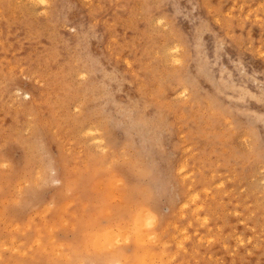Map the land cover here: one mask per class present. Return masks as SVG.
<instances>
[{"label": "rangeland", "instance_id": "374dc122", "mask_svg": "<svg viewBox=\"0 0 264 264\" xmlns=\"http://www.w3.org/2000/svg\"><path fill=\"white\" fill-rule=\"evenodd\" d=\"M34 1L0 0V264H264V0ZM131 169L164 213L139 233Z\"/></svg>", "mask_w": 264, "mask_h": 264}, {"label": "bare ground", "instance_id": "6f19581e", "mask_svg": "<svg viewBox=\"0 0 264 264\" xmlns=\"http://www.w3.org/2000/svg\"><path fill=\"white\" fill-rule=\"evenodd\" d=\"M27 1V0H26ZM29 2H30V0H28ZM34 1V0H33ZM58 1V0H57ZM56 1V2H57ZM31 2H32V0H31ZM35 2V1H34ZM38 2H40V3H37ZM35 3H36V5H40V4H42V6H44L45 8H46V10L51 6V0H37ZM58 3V2H57ZM30 4H32V3H30ZM33 5H34V3H33ZM16 6V5H15ZM55 7H57V5L55 6ZM58 7H59V5H58ZM49 11V10H48ZM55 12V11H54ZM57 14V13H56ZM47 15H49V13L47 14ZM55 19V18H54ZM162 20H163V18H159V22L160 23H162ZM152 21H154V19L152 20ZM158 21V20H157ZM169 28V27H168ZM171 44V47H170V51L169 52H164V54L165 55H169L168 53H170V54H173L174 55V60H175V62L176 63H178V64H181L182 63V59H181V46L179 45V43H177L175 40H172V42L170 43ZM170 44H168L169 46H170ZM168 45H166V48H168L169 46ZM164 51H167V50H165L164 49ZM183 51V50H182ZM258 56V55H257ZM174 63V62H173ZM244 75V74H243ZM256 80V79H255ZM261 83V82H260ZM190 84H192V82L190 83ZM185 85V84H184ZM181 86V88H180V94L183 96V97H188L189 96V91H188V87L187 86ZM256 86H257V84H256ZM260 88V87H259ZM24 90V89H23ZM22 89H20V88H17V91L19 92V93H21V95H23V97H25V98H31L32 97V94L29 92V91H23ZM26 90V89H25ZM193 91V90H192ZM248 96V95H247ZM253 98V97H252ZM186 100V99H185ZM184 101V100H183ZM79 104V103H78ZM80 105V104H79ZM96 122H98V121H96ZM100 122V121H99ZM98 122V123H99ZM103 122V121H102ZM93 125V124H92ZM92 125L90 126V128L91 129H93V127H92ZM95 125V124H94ZM96 126H94V128H95ZM98 127V126H97ZM95 128V129H93V130H89V131H92V133H93V135H95L94 136V139H95V141H96V145H98V147H99V151L100 152H102V153H106L108 156L110 155V152H108L107 151V148H109V146H108V142L107 143H105L104 141L106 140V138H104L103 137V134H101L100 135V131H101V129L100 128ZM81 132V131H80ZM79 135V134H78ZM89 135H91V134H89ZM107 135V134H106ZM107 136H109V133H108V135ZM240 137V136H239ZM170 138V137H169ZM205 138V137H204ZM105 139V140H104ZM109 141V140H108ZM250 143V142H249ZM95 144V143H94ZM110 145V144H109ZM140 146V145H139ZM191 146V145H190ZM97 147V148H98ZM126 147V146H125ZM97 148H95L96 150H97ZM141 148V147H140ZM139 148V150L141 151L142 150V148L140 149ZM115 149V148H114ZM144 151L146 150V149H143ZM112 152V151H111ZM114 153V152H113ZM145 154V153H144ZM143 155V154H142ZM142 155H141V153H140V155H139V157H142ZM137 157H138V154H137ZM130 158V157H129ZM147 158V157H146ZM147 159H149V157L147 158ZM54 159L53 158H50L49 159V165H50V168H51V173L53 174L52 175V177H53V181L54 182H58V183H66L67 182V178H66V172H65V170H64V163H60V161L59 162H56V161H53ZM150 161V160H149ZM133 162V161H132ZM141 162V161H140ZM144 162V161H143ZM142 162V163H143ZM185 162V161H184ZM109 165V164H108ZM184 167H185V165H183ZM183 167V168H184ZM44 168V167H43ZM109 168V167H108ZM111 169V168H110ZM187 169V168H186ZM185 169V170H186ZM103 170V169H102ZM127 170V169H126ZM144 170L145 169H131V171H130V174L132 175V177H136L137 178V183L136 182H134V183H131V182H129L130 180H128V184L129 185H127L126 184V182H124L122 179H120L119 181H121V182H123V184H124V186H125V188L127 189V191H128V193L132 196V197H137V196H141V199H140V201H138L137 203H140L139 205H141V207H140V209H139V212H138V215L139 216H137V217H140V218H136V221H135V224H136V222L139 220V219H143L146 223H144L143 225H140L141 223H140V221L139 222H137V223H140L138 226H136V228L137 227H139V229H138V233L139 232H141L142 230H140V229H142V226H143V228H145L147 225H149V224H151V223H154V225H155V222H157V220L160 218V217H163V215H164V213H163V211H161L160 210V208H159V206L157 207V205L155 204V205H153L154 203H152L151 202V200H152V190L154 191V187H156V185H157V183L155 182V180H156V178H154V176H152L151 177V181L150 182H148L147 184H145V185H143V186H141V185H138V183H139V179H141V177H139L141 174L143 175V172H144ZM115 171H116V169H115ZM177 171V170H176ZM43 172V171H42ZM115 173V172H114ZM120 173V172H119ZM156 174V173H155ZM182 174V173H181ZM41 175H43L42 173H41ZM111 175V174H110ZM152 175H154V173L152 174ZM118 176V175H117ZM120 176V175H119ZM124 176H126V175H124ZM40 177H42V176H40ZM96 177V176H95ZM121 177H122V175H121ZM168 177V176H167ZM192 177V176H191ZM262 177H264V175H262ZM43 178V177H42ZM195 178V177H194ZM114 179H117V178H114ZM113 179V180H114ZM127 179V178H126ZM130 179V178H129ZM166 179V178H165ZM192 179V178H191ZM89 181V180H88ZM114 181H116V180H114ZM187 181V180H186ZM194 181V180H193ZM112 182V181H111ZM160 182V181H159ZM83 184V183H82ZM133 184V185H132ZM189 184V183H188ZM192 184H193V182H192ZM87 184L86 183H84L83 184V186L85 187ZM117 185H118V183H117ZM120 185V184H119ZM123 185L122 186H120L121 188L122 187H124ZM145 186V187H144ZM39 187V186H38ZM78 186L77 185H75V187L74 186H72V187H70V191L72 192L74 189H76ZM144 187V188H143ZM188 187V186H187ZM205 187V186H204ZM158 188V187H157ZM192 188V187H191ZM188 189V188H187ZM86 190V189H85ZM124 190V189H123ZM199 191V190H198ZM83 192H86V191H83ZM115 192V191H114ZM117 193V192H116ZM125 193V192H124ZM122 195H123V193H121ZM190 194V193H189ZM208 194V193H207ZM125 195H126V193H125ZM124 195V196H125ZM37 199H36V201H38L40 204H44L45 203V205L47 204H51V205H53V203L54 202H56L55 200H54V202H53V199L51 200V199H46V198H41L40 197V195H34ZM57 196L58 197H60V194H59V192L57 191ZM157 196H158V194H157ZM191 196H193L194 197V195H191ZM191 196L189 197V198H187L188 200L191 198ZM197 196H198V194H197ZM77 197V196H76ZM159 197V196H158ZM166 197V196H165ZM199 197V196H198ZM118 198V197H117ZM125 198V197H124ZM175 198V197H174ZM196 198V197H195ZM194 198V199H195ZM123 199V198H122ZM186 199V200H187ZM198 199V198H197ZM196 199V200H197ZM204 199V198H203ZM119 200V199H118ZM195 200V202H197ZM153 201V200H152ZM178 201V200H177ZM192 201V200H191ZM205 201V200H204ZM132 202H134V201H132ZM157 202H158V200H157ZM121 203H122V201H121ZM124 204H127V202L125 203V202H123ZM187 203V202H186ZM186 203H184V204H186ZM193 203H194V201H193ZM129 204V203H128ZM170 204V203H169ZM171 204L172 205H174L175 204V200L173 199L172 200V202H171ZM184 204H182V206L184 205ZM19 205H22V207H26V204H24L23 205V203L22 204H19ZM187 205V204H186ZM208 205H210V204H208ZM54 206V205H53ZM121 206V205H120ZM122 206H123V204H122ZM181 206V208L183 209V207ZM52 207V206H51ZM128 208V207H127ZM133 208V210H134V207H132ZM199 207H197V208H195L194 210H196V209H198ZM49 210H51L50 208H48V211ZM120 210H122L121 208H120ZM124 210V209H123ZM199 211H201L202 210V208H200V209H198ZM125 211H127V210H125ZM173 211V210H172ZM179 211V210H178ZM189 211V210H188ZM122 212H124V211H122ZM132 212V211H131ZM190 212V211H189ZM125 213V212H124ZM183 213V212H182ZM195 213V212H194ZM196 213H197V211H196ZM122 214V213H121ZM132 214V213H131ZM198 214V213H197ZM134 215V214H133ZM110 216V215H109ZM131 216V215H130ZM95 218V217H94ZM115 219V218H114ZM204 220V219H203ZM207 220V219H206ZM154 221V222H153ZM124 222V221H123ZM141 222H143V221H141ZM158 222H159V220H158ZM204 222V221H203ZM209 222V221H208ZM90 223V222H89ZM126 223V222H125ZM149 223V224H148ZM156 224H158V223H156ZM203 224V223H202ZM207 224V223H206ZM145 225V226H144ZM203 225H205V222H204V224ZM140 226H141V228H140ZM156 227H157V225H155ZM155 226H153V227H149L148 229H151V228H154ZM134 227V226H133ZM155 227V228H156ZM92 228V227H91ZM108 229H109V233L110 234H112L114 231H113V229L111 230V231H113V232H110V227H107ZM118 228V227H117ZM135 228V227H134ZM166 228V227H165ZM106 229V228H105ZM160 229V228H159ZM107 230V229H106ZM140 230V231H139ZM146 230H147V228H146ZM151 230H153V229H151ZM156 230V229H155ZM154 230V231H155ZM158 230V229H157ZM156 230V231H157ZM128 231V230H127ZM143 231L145 232V229H143ZM149 231V230H148ZM147 231V232H148ZM154 231H152V233L154 232ZM121 232V231H120ZM131 232V231H130ZM135 232H137V231H134V233ZM151 232V231H150ZM181 232V231H180ZM104 233V232H103ZM103 233L101 234L100 233V235L101 236H103ZM115 233V232H114ZM125 233V232H124ZM126 233H129V231L128 232H126ZM146 233V232H145ZM152 233H149L148 232V234L149 235H147L148 237H152ZM104 234H108V231H106V233H104ZM116 234V233H115ZM115 234H112V235H114V238H116V240L115 239H112L111 238V240L109 239V241H112V240H114V241H119L118 239H120V234H119V232H118V234H119V236H118V234H116L117 235V237H115ZM121 234H123V233H121ZM141 234V233H140ZM139 234V235H140ZM152 234V235H151ZM181 234V233H180ZM82 235V234H81ZM84 235H87L86 233H84ZM95 235V234H94ZM99 235V234H98ZM97 235V233H96V235H95V237H96V240L99 242H97L96 240H93V241H95V243H93L95 246L96 245H102V247L104 246V244H102V243H105L104 241H101L100 242V240H98L99 238H101V237H99ZM130 235V234H129ZM139 235H136V241L138 242V240H141L142 238H144V236L146 235H144V236H140V237H142L141 239H139L140 237H138ZM156 235H157V233H156ZM156 235H155V233H154V237H152V238H156ZM169 235V234H168ZM83 236V235H82ZM97 236H98V238H97ZM106 236V235H105ZM109 236V235H108ZM124 236L125 237H127L125 234L123 235V238H124ZM146 236V239H148V237ZM92 237V236H91ZM107 237V236H106ZM106 237H102L103 239H105ZM157 237H158V235H157ZM196 237H198V236H196ZM94 238V237H93ZM108 238L109 237H107V239H105V241L106 240H108ZM118 238V239H117ZM132 238V237H131ZM137 238H138V240H137ZM125 239H127V238H125ZM141 240V241H143L144 243H146V241H147V243L148 242H150V244H151V241H153V240H151L150 241V239H148V240ZM157 240H158V238H156ZM155 239V241H157ZM181 239V238H180ZM129 240V239H128ZM120 241H123V240H121L120 239ZM120 241L119 242H117V244H122L123 242H121L120 243ZM131 241V240H130ZM129 241V242H130ZM167 241V240H166ZM239 241V240H238ZM98 244H97V243ZM106 242H108V241H106ZM116 242H115V244H116ZM129 242H127V243H129ZM132 242V241H131ZM179 242V241H178ZM184 242H185V240H184ZM184 242H183V244H184ZM113 243V242H112ZM126 243V242H125ZM126 243V244H127ZM140 243H142V242H140ZM143 243V244H144ZM155 243V242H154ZM182 243V241L180 242V243H178V244H181ZM93 244H92V246H93ZM114 244V248H115V246H117V245H115ZM125 244V245H126ZM132 244V243H131ZM130 244V245H131ZM156 244V243H155ZM177 244V243H176ZM183 244H181L182 246H183ZM109 245L111 246V248H110V250H115L114 248H112V246L113 245H111L109 242L108 243H106V246L105 247H103V248H109ZM122 245H124V243L122 244ZM121 245V246H122ZM162 245V244H161ZM168 245V244H167ZM95 246H93V247H95ZM120 246V245H119ZM119 246H118V248H119ZM127 246H129L128 244H127ZM138 247H141V246H143V245H137ZM148 246V245H147ZM169 246V245H168ZM99 247V246H98ZM98 247H95L94 248V250L96 249V248H98ZM138 247H137V249H138ZM146 247V246H145ZM145 247H143V248H145ZM151 247V246H150ZM101 248V246L98 248V250ZM142 248V247H141ZM147 249H145L146 251L148 250H150L148 247H146ZM122 249V248H121ZM103 249H101V250H99L100 251V253L102 252L103 254L105 253V252H103L102 251ZM96 251V250H95ZM94 251V252H95ZM99 251H97V252H95V253H98ZM119 251H122V250H119ZM146 251H145V256H149V254H146ZM116 252V251H115ZM123 252V251H122ZM136 252V251H135ZM134 252V253H135ZM151 252V251H150ZM163 252V251H162ZM108 253H110V252H108ZM111 253H112V251H111ZM119 253H121V252H119ZM133 253V254H134ZM137 253V252H136ZM143 253V252H142ZM91 254V253H90ZM102 254V255H103ZM121 254H123V255H125L124 253H121ZM163 254H165V253H163ZM163 254H161V255H163ZM101 254H98V256H100ZM112 255H113V253L110 255L111 256V258H108V259H111V261L109 262V263H107V264H124L123 263V261H122V259L121 258H116L115 259V257H113L114 259H112ZM137 256H139V254H136ZM136 255H134L135 257L134 258H139V257H136ZM144 255H143V259H144ZM150 255H154V258L156 257V255L154 254V252L152 253L151 252V254ZM160 255V254H159ZM160 255V256H161ZM117 256V255H116ZM125 256H127V255H125ZM91 257V256H90ZM119 257V256H118ZM122 257V256H121ZM131 257V256H130ZM94 258V257H93ZM92 258V259H93ZM99 258H101V257H99ZM123 258V257H122ZM127 259L129 258V256H127L126 257ZM150 258H151V256H150ZM150 258H147L148 259V262H146V260H145V262H146V264L148 263V264H152V262L153 261H151L153 258H151V262L149 261V259ZM121 259V260H120ZM127 259H125V260H127ZM95 260H96V258H95ZM132 260H135V259H132ZM139 260H142L141 258H139V259H137V262H140ZM99 261V260H98ZM103 260L102 259H100V261L99 262H102ZM106 261V260H105ZM162 261V260H161ZM125 262V261H124ZM127 262H129V261H127ZM133 262V261H132ZM136 262V263H137ZM143 260H142V264H144L145 263ZM91 263H92V261H91ZM98 263V262H97ZM96 263V264H97ZM130 263V262H129ZM128 263V264H129ZM166 263V262H165ZM104 264V263H103ZM138 264V263H137Z\"/></svg>", "mask_w": 264, "mask_h": 264}]
</instances>
